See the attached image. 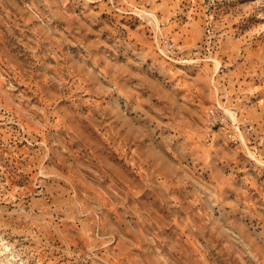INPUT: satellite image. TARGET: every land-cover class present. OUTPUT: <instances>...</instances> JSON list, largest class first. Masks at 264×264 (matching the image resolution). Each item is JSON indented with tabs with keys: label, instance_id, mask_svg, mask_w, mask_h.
<instances>
[{
	"label": "rangeland",
	"instance_id": "374dc122",
	"mask_svg": "<svg viewBox=\"0 0 264 264\" xmlns=\"http://www.w3.org/2000/svg\"><path fill=\"white\" fill-rule=\"evenodd\" d=\"M0 264H264V0H0Z\"/></svg>",
	"mask_w": 264,
	"mask_h": 264
},
{
	"label": "built area",
	"instance_id": "2783aa9c",
	"mask_svg": "<svg viewBox=\"0 0 264 264\" xmlns=\"http://www.w3.org/2000/svg\"><path fill=\"white\" fill-rule=\"evenodd\" d=\"M211 115H213L214 113H213V111H211V113H210ZM250 129H252V127H250Z\"/></svg>",
	"mask_w": 264,
	"mask_h": 264
}]
</instances>
